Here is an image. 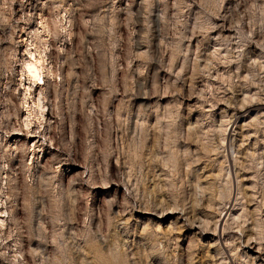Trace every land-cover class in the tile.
<instances>
[{"label":"rangeland","instance_id":"obj_1","mask_svg":"<svg viewBox=\"0 0 264 264\" xmlns=\"http://www.w3.org/2000/svg\"><path fill=\"white\" fill-rule=\"evenodd\" d=\"M0 211V264H264V0H0Z\"/></svg>","mask_w":264,"mask_h":264},{"label":"bare ground","instance_id":"obj_2","mask_svg":"<svg viewBox=\"0 0 264 264\" xmlns=\"http://www.w3.org/2000/svg\"><path fill=\"white\" fill-rule=\"evenodd\" d=\"M33 53V52H32ZM30 55V54H29ZM31 55H33V54H31ZM31 59V58H30ZM35 60V59H34ZM28 61V60H27ZM31 61H33V60H31ZM34 62V61H33ZM26 63V62H25ZM28 63L29 64H27V66L29 65L30 66V68H29V66L27 67V68H29V70H31L32 72H33V76H35V74H36V76H37V73H35L38 69L35 67V65H34V63H32V62H30V61H28ZM36 63V62H35ZM26 66V65H25ZM40 70V69H39ZM28 72V71H27ZM29 73V72H28ZM41 73V72H40ZM30 74V73H29ZM41 75V74H40ZM32 76V77H33ZM30 77V76H29ZM35 79L36 80H38L36 77H35ZM36 82V81H35ZM24 85V84H23ZM38 86V85H37ZM26 87V86H25ZM27 88V87H26ZM25 88V89H26ZM42 91V90H41ZM39 95V94H38ZM38 98H39V96H38ZM37 98V99H38ZM39 100V99H38ZM40 103V102H39ZM27 122H28V119L26 120ZM26 121H25V123H26ZM29 124V123H28ZM230 170L227 168V172H229ZM1 213H3L2 211H0ZM147 214H152L151 212H147ZM154 214V213H153ZM158 215V214H157ZM2 216V215H1ZM2 218H0V220H1Z\"/></svg>","mask_w":264,"mask_h":264}]
</instances>
